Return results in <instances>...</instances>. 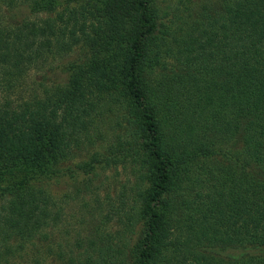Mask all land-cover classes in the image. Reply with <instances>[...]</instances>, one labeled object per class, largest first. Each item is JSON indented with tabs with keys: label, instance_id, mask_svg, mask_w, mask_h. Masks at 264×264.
I'll list each match as a JSON object with an SVG mask.
<instances>
[{
	"label": "trees",
	"instance_id": "1",
	"mask_svg": "<svg viewBox=\"0 0 264 264\" xmlns=\"http://www.w3.org/2000/svg\"><path fill=\"white\" fill-rule=\"evenodd\" d=\"M195 15L0 0V264H264V0ZM107 114L112 144L64 167ZM110 166L135 172L107 205L125 238L61 246L47 185L87 187Z\"/></svg>",
	"mask_w": 264,
	"mask_h": 264
},
{
	"label": "rangeland",
	"instance_id": "2",
	"mask_svg": "<svg viewBox=\"0 0 264 264\" xmlns=\"http://www.w3.org/2000/svg\"><path fill=\"white\" fill-rule=\"evenodd\" d=\"M222 1L155 0V7L159 16L167 15L170 19L174 16L172 20H175L177 17L186 16L187 12L196 16L195 14H198L201 8L218 9ZM77 54V52H72L55 61L53 65L72 61ZM33 77L34 74H31V78ZM117 120L114 115H104L99 125L96 126L100 134L99 140L74 152L73 161L62 165L73 167L74 164L88 160L94 151L103 152L99 148H107L112 144L114 135L117 134V128L114 127ZM134 174L131 166H117L116 168L110 166L103 171H98L87 187L73 183L68 178L47 185L48 194L54 199L61 212V223L53 230L54 240L62 246L63 242H60L62 238L70 244L79 236L82 238L94 232L119 234V237L125 238V229L122 224L115 218L111 219L110 214L107 215L106 212L108 211L107 205L114 204L119 196L129 197V190L135 181ZM107 217L109 220L106 222ZM54 257L52 253L43 264H57Z\"/></svg>",
	"mask_w": 264,
	"mask_h": 264
}]
</instances>
